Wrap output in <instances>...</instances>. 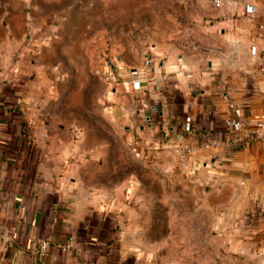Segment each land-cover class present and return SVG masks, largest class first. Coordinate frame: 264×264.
Returning a JSON list of instances; mask_svg holds the SVG:
<instances>
[{"label": "crops", "instance_id": "1", "mask_svg": "<svg viewBox=\"0 0 264 264\" xmlns=\"http://www.w3.org/2000/svg\"><path fill=\"white\" fill-rule=\"evenodd\" d=\"M247 4L256 11L246 12ZM188 12L184 28L195 25L206 37L178 47L152 42L134 66L114 65V101L143 158L200 187L225 252L264 264V131L257 129L264 119V0ZM168 23L176 32L174 20ZM153 31L157 37L162 29ZM146 52L156 61L150 68ZM154 67L167 75L160 91L146 80ZM131 69L146 76L140 88L130 83ZM11 81L0 72V264H152L129 218L103 211L68 182L51 139L35 125L32 99ZM229 102L242 110L240 130L225 125L235 116Z\"/></svg>", "mask_w": 264, "mask_h": 264}, {"label": "rangeland", "instance_id": "2", "mask_svg": "<svg viewBox=\"0 0 264 264\" xmlns=\"http://www.w3.org/2000/svg\"><path fill=\"white\" fill-rule=\"evenodd\" d=\"M211 7L209 0H0V72L32 99L35 125L68 182L103 211L129 218L152 264H254L225 252L197 184L143 158L108 80L114 65L134 66L152 42L178 47L205 38L184 24L188 11Z\"/></svg>", "mask_w": 264, "mask_h": 264}, {"label": "built area", "instance_id": "3", "mask_svg": "<svg viewBox=\"0 0 264 264\" xmlns=\"http://www.w3.org/2000/svg\"><path fill=\"white\" fill-rule=\"evenodd\" d=\"M209 2L214 7L220 8L224 5L225 0H209ZM255 11L256 10L253 5L251 4L246 5V12L254 13ZM263 17H264V14H263ZM251 52L255 54L256 52L255 46L251 47ZM155 64H156L155 59L149 54V52H146L144 55V67L150 68L152 67V65H155ZM154 69L155 67L152 69L153 71L149 74V76L148 77L145 76V77L147 81L151 82L152 88L154 90L160 91L162 89L164 81H166L167 79V75L165 74V72L163 73L161 71L155 72ZM130 75H131L130 83L133 86L140 88V86L142 85V81L145 77L141 75L139 71L136 69H131ZM228 106L233 111L235 116L226 118L224 121L225 125L231 130H234V131L240 130L242 128V121L240 119L242 110L240 107L236 106L235 103L233 102H229ZM191 128H192V122H191L190 117H188L185 122V129L186 131H189L191 130ZM257 129L259 133H262V131H264V119L257 121ZM45 245H46V242L43 244V247H45Z\"/></svg>", "mask_w": 264, "mask_h": 264}]
</instances>
